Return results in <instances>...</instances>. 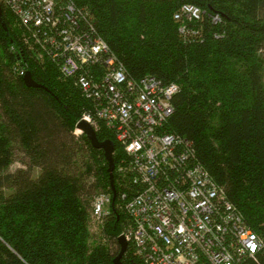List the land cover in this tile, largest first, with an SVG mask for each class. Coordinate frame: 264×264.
Instances as JSON below:
<instances>
[{
	"label": "trees",
	"instance_id": "1",
	"mask_svg": "<svg viewBox=\"0 0 264 264\" xmlns=\"http://www.w3.org/2000/svg\"><path fill=\"white\" fill-rule=\"evenodd\" d=\"M70 1L131 78L178 85L166 130L191 142L195 161L264 241V0ZM183 5L198 7L200 18L176 20ZM2 14L0 264H115L130 222L116 208L123 150L110 130H95L114 143L116 199L103 219L106 241L92 242V198L112 191L102 150L75 134L93 115L91 101L56 62L40 63L11 12ZM26 71L38 86L25 84ZM14 149L25 167L9 172ZM118 264L143 262L128 243ZM240 264H264V246Z\"/></svg>",
	"mask_w": 264,
	"mask_h": 264
},
{
	"label": "built area",
	"instance_id": "2",
	"mask_svg": "<svg viewBox=\"0 0 264 264\" xmlns=\"http://www.w3.org/2000/svg\"><path fill=\"white\" fill-rule=\"evenodd\" d=\"M0 6L22 28L37 60L56 62L62 78L91 101L93 115L82 119L94 130H110L122 148L117 203L130 220L122 234L143 264H240L264 246L195 161L191 142L166 130L177 84L131 78L70 0H0ZM200 15L198 7L183 5L174 17L193 21ZM113 204L112 194L97 193L91 217L103 220Z\"/></svg>",
	"mask_w": 264,
	"mask_h": 264
},
{
	"label": "water",
	"instance_id": "3",
	"mask_svg": "<svg viewBox=\"0 0 264 264\" xmlns=\"http://www.w3.org/2000/svg\"><path fill=\"white\" fill-rule=\"evenodd\" d=\"M0 23L5 27V23L3 21L2 7L0 6ZM24 82L27 86H38V84L32 79L30 72L26 71L23 75ZM76 129L80 130L82 134L86 136L90 145L93 148L101 149L104 155V158L107 162V172L109 174L110 179V187L112 191V203L115 202L116 194L113 186V171L115 168L114 160H113V152H114V143L110 139L98 140L96 136V132L92 125L85 119H81L76 123ZM119 244V252L117 256L114 258L113 262L118 264L120 262L121 257L127 250L128 241L124 237L123 234L119 235L117 238Z\"/></svg>",
	"mask_w": 264,
	"mask_h": 264
},
{
	"label": "rangeland",
	"instance_id": "4",
	"mask_svg": "<svg viewBox=\"0 0 264 264\" xmlns=\"http://www.w3.org/2000/svg\"><path fill=\"white\" fill-rule=\"evenodd\" d=\"M81 133L80 130L76 129L75 130V134L76 135H79ZM23 154L17 150V149H14V157H13V162L11 163V165L9 166L8 168V171L9 172H13L11 170L12 166H14L17 162L20 163L21 165H23ZM122 159V158H121ZM120 161H118L117 163H119ZM17 169H20V168H17ZM16 170V169H15ZM36 172V170H34ZM115 171V170H114ZM114 171H113V176H114ZM117 175V173H116ZM118 177V176H117ZM114 179V178H113ZM118 184V183H117ZM106 193V192H104ZM116 208L120 211H122L123 209L118 205V203H116ZM109 207L106 209L108 210ZM89 230H90V234H91V241H99L101 240L102 242H105V237L103 236L102 232H101V229H102V226H103V220H95L93 219V217H91L90 215V218H89ZM128 229V225H124L123 228H122V232L120 233V235L124 232H126Z\"/></svg>",
	"mask_w": 264,
	"mask_h": 264
},
{
	"label": "clouds",
	"instance_id": "5",
	"mask_svg": "<svg viewBox=\"0 0 264 264\" xmlns=\"http://www.w3.org/2000/svg\"><path fill=\"white\" fill-rule=\"evenodd\" d=\"M25 166L24 165H21L20 163H16L14 166H12L11 170L12 171H15V169L17 168H24Z\"/></svg>",
	"mask_w": 264,
	"mask_h": 264
},
{
	"label": "bare ground",
	"instance_id": "6",
	"mask_svg": "<svg viewBox=\"0 0 264 264\" xmlns=\"http://www.w3.org/2000/svg\"><path fill=\"white\" fill-rule=\"evenodd\" d=\"M115 169V168H114Z\"/></svg>",
	"mask_w": 264,
	"mask_h": 264
}]
</instances>
